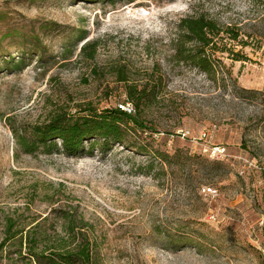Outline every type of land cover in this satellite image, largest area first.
<instances>
[{
	"label": "rangeland",
	"instance_id": "374dc122",
	"mask_svg": "<svg viewBox=\"0 0 264 264\" xmlns=\"http://www.w3.org/2000/svg\"><path fill=\"white\" fill-rule=\"evenodd\" d=\"M190 16L239 35L206 48L212 77L173 58ZM128 84L155 90L137 113ZM116 107L147 129L106 152L30 156L9 125ZM65 217L96 264H264V0H0V264H31L27 232Z\"/></svg>",
	"mask_w": 264,
	"mask_h": 264
},
{
	"label": "trees",
	"instance_id": "16d2710c",
	"mask_svg": "<svg viewBox=\"0 0 264 264\" xmlns=\"http://www.w3.org/2000/svg\"><path fill=\"white\" fill-rule=\"evenodd\" d=\"M91 1V0H83ZM136 0H109V4L133 3ZM178 34L174 38L173 58L178 63L190 64L199 68L209 76L216 73L213 55H206V48L219 41L228 40L236 42L239 35L228 28H224L219 22L207 19L205 16H190L180 20ZM215 46L212 51L217 52ZM89 50L88 58L94 60L97 55V42H88L83 52ZM221 52H224L222 50ZM6 58V56H2ZM8 65H22L24 58L18 62L9 56ZM120 81L126 82L124 76ZM147 93V87L142 89L134 84L126 86L128 103L134 105L135 113L140 111L143 101L153 96V92ZM11 119H9V122ZM11 125L16 145L26 154L33 155L41 152L45 155L64 153L69 157H76L88 151L93 152L99 148L103 152L109 151L111 143L124 145L125 133L130 125L146 130L147 127L136 115H132L122 108L116 107L98 112L87 109L83 113L71 115L66 112H57L46 121L37 124L31 129H17ZM141 152H143L141 150ZM46 220H48L46 218ZM74 220L67 217L63 220V235H56L51 239L46 232L36 234V227L26 234L27 258L31 264H96L97 247L88 232L82 229H74ZM15 221L7 220L6 241L19 242L23 246L22 231H14ZM14 231V232H13ZM42 243H46L42 247Z\"/></svg>",
	"mask_w": 264,
	"mask_h": 264
},
{
	"label": "built area",
	"instance_id": "2783aa9c",
	"mask_svg": "<svg viewBox=\"0 0 264 264\" xmlns=\"http://www.w3.org/2000/svg\"><path fill=\"white\" fill-rule=\"evenodd\" d=\"M129 105V104H128ZM124 108V107H123ZM124 110V109H123ZM207 191L209 192V193H213V194H216V190H214V189H212V188H209V189H207Z\"/></svg>",
	"mask_w": 264,
	"mask_h": 264
}]
</instances>
